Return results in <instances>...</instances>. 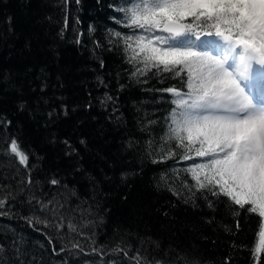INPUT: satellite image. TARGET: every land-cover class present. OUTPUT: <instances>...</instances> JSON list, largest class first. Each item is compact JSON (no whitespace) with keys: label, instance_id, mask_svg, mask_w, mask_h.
<instances>
[{"label":"trees","instance_id":"trees-1","mask_svg":"<svg viewBox=\"0 0 264 264\" xmlns=\"http://www.w3.org/2000/svg\"><path fill=\"white\" fill-rule=\"evenodd\" d=\"M125 4L126 0H0V117L11 121L6 128L0 126V141L16 137L30 154L37 194L55 193L57 188L47 183L55 177L77 193L79 200L73 198L72 206L83 200L99 204L103 223L95 229L98 245L111 248L123 240L133 251L148 249L150 257L191 250L203 264H224L226 259L230 264H256L255 214L223 197H209L213 208L203 197L195 206L185 203L186 196H174L160 181L166 173L178 187L173 169H186L203 159L153 163L148 155L146 142H160L173 107L171 95L156 89L180 85L171 78L160 82L150 77L146 84L130 78L121 49L108 42L111 32L127 31L117 23L123 20L118 9ZM106 94L115 102L102 104ZM149 120L156 123L148 125ZM64 141L75 149L70 155ZM180 176L194 183L190 174L181 171ZM19 179L17 164L0 155V183L15 187ZM22 200L21 196L15 202V215L0 217V243L8 250L7 258L12 257V239L22 238L29 258L36 256L34 264H84L85 259L98 264L94 256H52L45 236L21 219L30 214ZM237 211L239 216L234 215Z\"/></svg>","mask_w":264,"mask_h":264},{"label":"snow or ice","instance_id":"snow-or-ice-1","mask_svg":"<svg viewBox=\"0 0 264 264\" xmlns=\"http://www.w3.org/2000/svg\"><path fill=\"white\" fill-rule=\"evenodd\" d=\"M118 11L123 20L117 23H122L127 31L111 32L108 42L121 49L125 63L130 66V78L141 84H146L150 77L160 78V82L165 78L179 80V87L156 89L171 95L173 107L160 142L155 146L151 139L146 142L148 155L154 157L152 162L203 159L202 163L194 161L186 169H173L178 187L169 182L166 173L161 175L160 181L174 196H186L185 203L192 202L195 206L196 199L203 197L207 206L213 208L209 197L216 200L223 197L246 213L255 214L258 232L254 235L258 240L254 242L252 254L256 264H262L264 0H126ZM254 64L260 67L254 68ZM100 66L104 67L103 61ZM106 102L115 100L106 94L101 103ZM20 107L22 109L23 105ZM147 123L151 125L156 121ZM10 125V120L0 117V126ZM64 143L71 149L66 155L75 151L67 141ZM0 146L3 149L0 155L17 164L20 176L15 187L0 183V217L15 215V202L22 196V203L29 206L30 214L22 215L21 219L45 236L52 256L62 253L77 258L94 256L98 264H123V261L128 264H203L191 250L165 253L157 258L150 257L148 249L133 251L123 240L111 248L98 245L95 229L103 223L98 213L99 204L83 200L72 206L73 198L79 200L77 193L55 177L47 181L57 188L55 193L37 194L30 154L18 138L3 139ZM181 171L190 174L194 183L182 178ZM234 215L240 213L237 211ZM236 228H240L239 221ZM155 248L161 246L155 243ZM11 251L9 259L8 250L0 243V264H34L36 261L35 255L29 258L22 238L12 239ZM84 264H97V261L85 259ZM224 264L230 262L226 259Z\"/></svg>","mask_w":264,"mask_h":264},{"label":"rangeland","instance_id":"rangeland-1","mask_svg":"<svg viewBox=\"0 0 264 264\" xmlns=\"http://www.w3.org/2000/svg\"><path fill=\"white\" fill-rule=\"evenodd\" d=\"M253 67H254V68H258V65H255V64H254ZM202 162H203V161H202Z\"/></svg>","mask_w":264,"mask_h":264},{"label":"bare ground","instance_id":"bare-ground-1","mask_svg":"<svg viewBox=\"0 0 264 264\" xmlns=\"http://www.w3.org/2000/svg\"><path fill=\"white\" fill-rule=\"evenodd\" d=\"M258 67H260V66L258 65Z\"/></svg>","mask_w":264,"mask_h":264}]
</instances>
